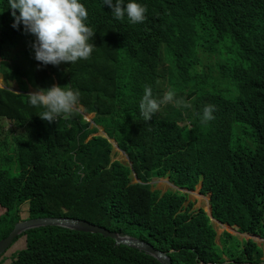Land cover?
Listing matches in <instances>:
<instances>
[{
	"label": "trees",
	"instance_id": "16d2710c",
	"mask_svg": "<svg viewBox=\"0 0 264 264\" xmlns=\"http://www.w3.org/2000/svg\"><path fill=\"white\" fill-rule=\"evenodd\" d=\"M81 1L91 22L93 2ZM193 2H200L204 15L217 24L209 26L218 34L220 49H213L205 25L196 29L189 22ZM218 19L229 24L227 31ZM13 23L8 0H0L3 58L31 37L22 23L19 29ZM263 24L264 0H254L250 12L244 0H164L151 43L133 46L127 63L111 64L93 56L59 65V86L70 84L78 90L79 100L87 111L95 112L98 125H102L100 119L109 121L102 126L128 153L144 183H131L127 165L111 164L108 139L96 136L87 141L97 128L89 129L90 123L80 113L74 111L71 123L68 117L48 122L26 102L28 97L0 87V121L30 123L31 130L30 137L24 138L0 126V240L22 219L69 217L144 240L169 252L173 264H264V245L253 239L239 240L226 231L218 238L203 209L193 210L192 203L185 206L184 193L162 195L147 184L168 172L179 187L195 189L202 181L201 191L212 194L215 219L264 239ZM186 25L189 30L184 29ZM174 36L167 51L185 63L176 76L140 63L145 54H153ZM226 41L234 48L232 62L200 68V52L220 55ZM27 44L28 71L42 89L51 87L54 79L44 77L45 65L35 60L32 42ZM8 66L3 72L6 80L22 73ZM112 68L119 71L117 80L103 77ZM220 69L222 78L218 77ZM177 76L195 88L189 100L180 106L167 104L155 119L145 121L139 110L143 84L172 81ZM207 105L214 106V119L201 123ZM186 121L194 128L187 141L182 128ZM182 140L185 151L172 163L171 156ZM25 234L27 246L11 264H161L143 251L117 247L113 239L101 234L62 227H41Z\"/></svg>",
	"mask_w": 264,
	"mask_h": 264
},
{
	"label": "clouds",
	"instance_id": "9594fccd",
	"mask_svg": "<svg viewBox=\"0 0 264 264\" xmlns=\"http://www.w3.org/2000/svg\"><path fill=\"white\" fill-rule=\"evenodd\" d=\"M244 1L247 5L248 12H250L254 7V0ZM92 2L94 12L93 18L91 22H89L87 7L81 0H8L9 8L11 9V15L14 18L12 27L19 29V26L22 23L24 25L25 33L31 34L29 39L32 42L31 47L34 49V58L36 61L45 65V68L43 69V75L44 77H52L54 79V84L49 88L42 89L32 75V72L28 71L29 62H26L25 65L18 67V70H20L22 73L18 74V76L14 79L6 80L4 73L0 71V87L18 95H23V97H28L26 102L29 100L31 106L42 108L43 111L37 115H39L42 120L48 122H57L59 118L68 117V122L71 123V120L73 119L71 116L74 114V111H77L82 115L86 122L90 123L89 129L97 128V132L102 131V135L88 137L87 141L96 136H101L108 139V141L112 144L111 164L119 161L124 165H127L131 169V183H144L138 178L133 168V162L131 161L128 153L119 147V144L115 139H112L108 136L104 126L98 125L95 122V112L87 111L85 104L79 100V91L73 90L70 84L63 87L59 86L58 79L60 74L58 73H61V67L59 66L61 63L73 64L78 60H87L93 56H96L97 60L110 62L111 64L123 65L124 63H127L129 60H131L130 55L133 50V46L144 47L151 43L157 14L164 7V0H92ZM17 10L19 11V15H17ZM85 21H87L88 26L86 25ZM189 22L196 29L205 25L208 29V36L211 37L213 49L221 48L216 42L218 39V34L212 31L209 26L210 23H216L204 15L200 2H193L190 5ZM218 23L222 29L225 31L228 30V23L220 22L219 19ZM184 29L189 30L190 28L186 25ZM238 35L239 33L236 32L234 33L233 37L236 39ZM175 40L176 36H174L173 39L167 43L163 44L161 47L157 48L153 54H145L140 63L146 64L149 67L160 72H164L167 75L176 76L181 66H183L185 63L176 59L174 52L167 51L169 44L173 43ZM126 43H128L130 47H128ZM26 45L27 49L30 48V44L26 43ZM18 47L19 45L17 46V49H19ZM222 48L223 50L220 55H214L213 53L209 52H200L199 57L203 63V66L200 68L207 69L213 68L217 65H229L234 57V48H232L227 41ZM11 56L12 54L3 58V56L0 55V62L5 63L7 67H9L8 63L11 65L12 62ZM9 57H11V59H9ZM49 64H51V67L48 66ZM7 67H4V71H6ZM111 70V74L106 73L103 77H109L117 80L119 71L115 70L114 68ZM27 71L29 72L30 76L28 75ZM221 72L222 70L220 69L218 72V77L220 78H222ZM31 79L35 82L36 86L31 83ZM25 80L27 81V85ZM12 82L14 83L12 84ZM193 91H195V88H193L188 79L182 76H177L172 81L163 82L159 80H150L143 84V95L139 104L140 114L143 116L145 121L153 120L157 117L163 106L167 104L175 105L176 103L177 106H180L181 101L189 100V96ZM184 106L188 107L189 105L185 104ZM213 111L214 106H205L203 109L201 123H206L214 119V116L212 115ZM86 116H90V119H86ZM78 120L80 119L76 117V121ZM29 124L30 123H27L25 126L18 125L16 121H10L8 119L5 121H0V126L6 132L9 130V128H11L14 130L15 134L17 133V135H21V137L24 138L30 137L31 130ZM182 128L183 134L185 136L184 139L186 141L191 139V134L193 133L194 129L191 123L186 121L183 123ZM24 131L25 133L23 134ZM183 144L184 140L181 141L175 153L172 154L170 162L174 163L185 151ZM13 147L14 145L10 146L7 152H9L10 149H13ZM115 151H117V153H122L125 156L126 161L116 159L118 156L113 154ZM161 178H164L167 181V184L171 186V189L162 191L153 188L152 184L160 181ZM134 179L137 181L134 182ZM147 184L152 186L151 189L153 191H161L162 195L168 191H180L187 196V200H189L188 204L192 203L190 202V199L193 192H198L200 197L203 196L204 199H206L207 195H209V211L203 209L202 207L197 209H203L204 212L209 216L212 224L216 221L221 225L230 226L228 223H222L213 217L211 206L212 194L203 193L201 191L203 187L202 181L197 183L195 189L179 187L171 181L168 172L164 177L149 181ZM193 210H196L194 209V204ZM236 228L239 232L238 227ZM26 232L17 236L13 244L19 237L26 236ZM239 234L242 235L246 233L239 232ZM121 235L130 236L127 234Z\"/></svg>",
	"mask_w": 264,
	"mask_h": 264
},
{
	"label": "water",
	"instance_id": "95a60500",
	"mask_svg": "<svg viewBox=\"0 0 264 264\" xmlns=\"http://www.w3.org/2000/svg\"><path fill=\"white\" fill-rule=\"evenodd\" d=\"M117 146V144L115 143ZM62 227L73 231L86 232L91 234H101L107 238L115 240L116 246L126 245L132 248H136L143 251L150 256L157 259L161 264H173L168 252L160 251L155 248L152 244L142 241L138 238L131 236H122L117 232L108 230L105 227L98 226L89 221L79 220L68 217H44V218H33L29 220H22L16 223L11 233L4 239L0 240V257L12 246L15 238L22 233L41 227ZM238 232V231H236ZM251 237H257L250 234H242ZM247 239V238H246ZM263 240L262 238H260Z\"/></svg>",
	"mask_w": 264,
	"mask_h": 264
},
{
	"label": "rangeland",
	"instance_id": "374dc122",
	"mask_svg": "<svg viewBox=\"0 0 264 264\" xmlns=\"http://www.w3.org/2000/svg\"><path fill=\"white\" fill-rule=\"evenodd\" d=\"M29 41H30V39L28 38L26 40V43L29 42ZM26 43L24 41H22L19 44V47H18L19 49H17V45H16V49L13 50L12 56H11L12 57L11 64H12L13 67H21V66L25 65L26 62H30V56L29 55L26 56V53H27V48H26L27 45H26ZM4 67H7V65L5 63L0 62V71L1 72H4ZM27 73L29 75L28 71H27ZM30 81H31V83H33L36 86L35 82L32 79ZM25 82H26V85H27V81L26 80H25ZM13 83L14 82H12V84ZM37 109H38L39 112L43 111L42 108H37ZM89 117L90 116H86V119L89 120L90 119ZM99 121H101L102 125H104V126H107L109 124V121L107 119H100ZM24 133H25V131L23 132V134ZM95 135H102V131L97 132L95 134H91L89 137H92V136H95ZM113 154H116L118 156V158H116V159H121L122 161L123 160L126 161V158H125V156L122 153H120V152L117 153V151H115V152H113ZM134 180H135L134 182L137 181L136 179H134ZM152 185H153L154 189H159V190H162V191H166V189L167 190L171 189V186L167 184V181L164 178H161L160 181L155 182ZM201 197H200L198 192H193L192 195H191L190 202H192L194 204V209L202 207L203 209L209 211V206H208L209 195H207L206 199H204L203 196H201ZM188 198H189V195H188ZM188 201L189 200H187V202L185 203V206L188 205ZM213 224H214L215 229L218 232V237H220L221 234L224 231H227L228 233L232 234L233 236H237V238L239 240H243V239H246V238L249 239L248 236L241 235V234H239V232H236L238 230H237V228L235 226L231 227V226L221 225V224L217 223L216 221H215V223L213 222ZM251 238L254 241H256L258 243V245H260V246L264 245V240H261L260 238H257V237H251ZM25 248H26V236H21L15 241V243L12 245V247L1 257L0 264H11L12 261L14 260L15 256H16V254L20 250H23Z\"/></svg>",
	"mask_w": 264,
	"mask_h": 264
}]
</instances>
